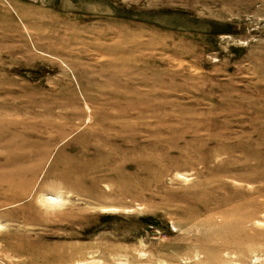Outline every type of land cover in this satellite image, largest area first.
Masks as SVG:
<instances>
[{
	"label": "rangeland",
	"instance_id": "obj_1",
	"mask_svg": "<svg viewBox=\"0 0 264 264\" xmlns=\"http://www.w3.org/2000/svg\"><path fill=\"white\" fill-rule=\"evenodd\" d=\"M0 264H264V0H0Z\"/></svg>",
	"mask_w": 264,
	"mask_h": 264
},
{
	"label": "bare ground",
	"instance_id": "obj_2",
	"mask_svg": "<svg viewBox=\"0 0 264 264\" xmlns=\"http://www.w3.org/2000/svg\"><path fill=\"white\" fill-rule=\"evenodd\" d=\"M50 200L53 201L54 200V197H51Z\"/></svg>",
	"mask_w": 264,
	"mask_h": 264
}]
</instances>
